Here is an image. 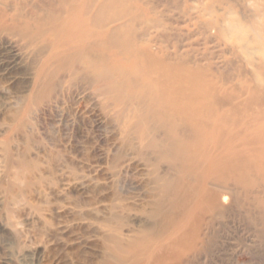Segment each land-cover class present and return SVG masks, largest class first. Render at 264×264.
Here are the masks:
<instances>
[{
	"label": "rangeland",
	"instance_id": "obj_1",
	"mask_svg": "<svg viewBox=\"0 0 264 264\" xmlns=\"http://www.w3.org/2000/svg\"><path fill=\"white\" fill-rule=\"evenodd\" d=\"M144 1L151 2L131 0L142 10L137 23L148 25L139 28L144 33L134 50L146 47L196 67L216 83L218 94L232 89L233 100L246 97L249 65L233 39L195 25L186 10L191 0H155L156 11L147 10ZM24 3L36 16L59 8L56 0ZM5 9L15 12L12 3ZM48 36L23 46L0 31V264H102L109 254L105 239L114 235L124 242L148 240L141 258L127 262L148 264L199 210L201 195L217 190L209 184L211 160L231 149L213 151L214 144L202 135L212 154L203 164L200 157L191 159L200 161L194 170L176 143L192 135L173 129L167 116L152 113L141 98L148 79L135 68L140 60L134 54L106 49L105 77L99 78L100 63L79 62L57 69L38 91L41 70L57 62L53 55L64 45L47 43ZM237 89L241 92L235 94ZM174 184L195 191L174 223L159 226L158 217H148L153 196ZM233 194V201L228 195L203 215L200 235L178 264H264V187L238 185ZM223 195L225 190L218 191L219 199Z\"/></svg>",
	"mask_w": 264,
	"mask_h": 264
},
{
	"label": "bare ground",
	"instance_id": "obj_2",
	"mask_svg": "<svg viewBox=\"0 0 264 264\" xmlns=\"http://www.w3.org/2000/svg\"><path fill=\"white\" fill-rule=\"evenodd\" d=\"M25 1L0 0V31L20 39L23 46L44 33H49L47 43L53 45L61 41L64 44H60L62 48L60 46L53 55L57 62L48 63L41 70L38 91L45 89L57 69L79 62L94 60L100 63L104 71L99 78L105 77L106 49L134 54L140 60L135 63V68L148 79L141 85V98L150 103L152 113L167 116L173 129L192 135V140L176 142L179 155L188 159L194 168L200 161L191 159L200 157L202 163L212 154L208 146L202 145V139L207 138L210 144H214L213 151L225 146L231 149L225 155L216 154L211 160L209 184L217 190L209 189L201 195L199 210L164 245H160L148 262L178 264L200 235L202 217L207 211L221 205L228 195L233 201L238 185L264 187V0H241L244 6L236 0H191L193 4L186 7L195 25L209 31L212 28L225 38L233 39L245 56L242 58L249 65L251 85L246 97L240 100L232 99V89L231 92L223 89L218 94L216 83L196 67L184 66L168 56H157L146 47L134 50V41L142 39L144 33L139 28L148 25L142 20L137 23L142 10L138 11L131 0H56L59 8L43 16L27 11ZM9 3L14 8L13 15L5 9ZM143 3L147 10L156 11L155 0ZM110 24L114 26L108 27ZM80 34L85 35L83 41L73 43ZM239 92L235 90V94ZM17 100L25 103L23 96H17ZM239 124L243 126L238 127ZM20 152L16 150L14 155L19 157ZM211 178L217 182L212 183ZM221 189L226 191L223 199L218 197ZM194 191L195 188L188 184L182 190H178L175 184L160 188L153 196L148 217H158L159 226H170ZM260 203L264 212V196ZM145 229L149 228L145 226ZM120 238L114 235L105 239L109 254L102 264H127L130 258L131 262L137 260L145 252L148 240L136 237L124 242Z\"/></svg>",
	"mask_w": 264,
	"mask_h": 264
}]
</instances>
